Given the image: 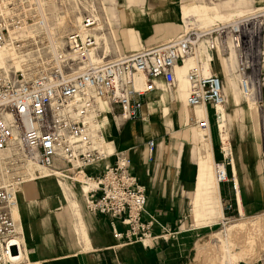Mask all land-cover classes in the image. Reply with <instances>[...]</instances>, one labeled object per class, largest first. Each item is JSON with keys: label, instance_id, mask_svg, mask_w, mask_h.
Listing matches in <instances>:
<instances>
[{"label": "built area", "instance_id": "1", "mask_svg": "<svg viewBox=\"0 0 264 264\" xmlns=\"http://www.w3.org/2000/svg\"><path fill=\"white\" fill-rule=\"evenodd\" d=\"M42 23L37 0H0V48L20 60L18 68L0 69V264L13 263L20 254L10 208L21 185L32 179L28 168L33 164L69 175L100 164L97 175L87 176L95 186L88 192L85 209L120 222L121 230L111 228L120 243L151 238L146 194L130 173L128 159L107 162L114 151L108 155L95 146L97 135L102 134L97 127L102 104L116 117L135 118L142 96L159 84L171 92L177 83L175 68L194 57L195 63L186 71V105L214 108L223 103L222 78L209 54L227 50L228 54L236 51L235 72L244 97L254 102L264 99V10L189 30L166 43L142 46L102 63L88 58L94 46L91 15L85 14L80 27L65 35L59 50L53 49L44 33L24 36L26 24ZM204 63L209 64L207 73L202 71ZM136 75L143 78L140 89L135 88ZM196 117L192 112L189 121L207 127V117ZM154 147L149 139L147 161L153 159ZM56 161L64 167L56 168ZM214 176L218 184L228 181L226 162L215 163Z\"/></svg>", "mask_w": 264, "mask_h": 264}, {"label": "crops", "instance_id": "2", "mask_svg": "<svg viewBox=\"0 0 264 264\" xmlns=\"http://www.w3.org/2000/svg\"><path fill=\"white\" fill-rule=\"evenodd\" d=\"M251 2L252 0H104L102 4L103 8L106 7V13L101 20L102 35H112L115 41L117 35L124 37L125 45L122 48L117 42L113 45L115 52L120 55L124 53V50L132 51V46L134 47L139 41L141 46H149L175 34L183 19L182 12L185 17L198 16L206 25H209L214 18L224 16L234 9L247 8ZM200 5L206 8L202 11ZM98 35L101 33L98 32ZM228 77L230 80L228 101L238 100L241 94L235 92L236 77L230 70ZM161 87L159 84L157 90L142 96V106L135 118H119L118 122L117 117L114 116L116 127L111 135L114 140V154L106 159L107 162H113L117 157L128 159L130 173L136 177L146 194L145 210L152 216L151 238L143 243H120L111 233L113 226L120 230L123 228L120 222L88 211L83 218L79 212L77 221L71 222L70 228H64L63 239L58 238V232L55 228L53 230L51 222V226H48L49 223L44 226L41 223L40 229H33V232H36L34 236L33 232L25 236L31 264L33 261L48 263V260L61 261L65 264H199V250L203 249L207 242L209 243L211 234L205 227L194 226L188 212L192 211L193 216L206 212L201 208L203 207L201 198L206 195V185H212V182L210 177L200 182L197 158L194 154L197 149L195 140L189 141V145L184 147L183 157L175 148L177 144L170 136L169 125L165 123L161 115V107L168 108L171 114L174 110H182V103L179 101L178 94L165 92ZM208 107L211 114L213 108L209 105ZM192 112L193 110L189 109L188 118ZM244 115L241 111L233 112V116ZM157 120L165 126L164 129ZM173 127L177 130L176 136L184 131L182 124L173 125ZM149 139L155 142L151 161L146 159ZM216 154L224 160L221 149ZM214 155L211 149L213 164ZM190 157L194 158L195 175L190 172L191 170H187L190 164L187 162L185 166L183 161V158ZM238 164L239 179L243 181L245 177L242 176L239 161ZM55 166L56 168L64 167L58 161L55 162ZM87 169L88 173L95 176L100 171L101 165L97 164ZM197 179L201 190L193 198L195 191L191 186H196ZM253 180L260 183L258 175H255ZM216 190L214 209L218 210V205L221 208L223 213L221 223H223L228 221L226 206L231 203L233 189L228 188V184L223 182L216 184ZM53 208H57L53 211L54 213L59 211L58 207ZM43 212L50 213L47 208H44ZM30 213L32 212L27 215H31ZM20 217L23 223L28 221V216L23 213ZM195 219L196 224L202 220L205 221L200 216ZM195 219L192 217L194 223ZM67 225L68 222L63 224L64 227ZM227 227L228 225L225 229ZM212 242L216 245L215 240ZM227 242L228 236H225L228 254Z\"/></svg>", "mask_w": 264, "mask_h": 264}, {"label": "rangeland", "instance_id": "3", "mask_svg": "<svg viewBox=\"0 0 264 264\" xmlns=\"http://www.w3.org/2000/svg\"><path fill=\"white\" fill-rule=\"evenodd\" d=\"M41 1H42V7L44 10L46 22L49 28L54 32L60 43L63 42L64 37L68 32L76 28L78 21H76L75 15L81 14L83 17L85 16V14L91 13L94 14V16L98 17V22H100L106 13V10L103 8V4H102L104 0H41ZM206 1H211V0H206ZM260 10H264V0H252L251 5L249 7L244 9H234L228 12L229 15L224 14V16L216 17L214 18V21L209 25H206L202 20L198 18V16L190 15L189 17H185V15H183L182 12L183 19L179 23L178 30L175 32V34L161 41H156L151 45L166 43L183 32L189 30H201L213 26L217 23L226 22L227 20L228 21L235 20L240 16L251 14ZM237 13L238 15L236 16ZM230 14H233V16H231ZM62 15H65V17H62ZM91 32H94V30H92ZM98 32H100V30H98ZM98 32L96 33L98 34ZM104 38L101 40L97 39L98 41L96 43V47L91 50L90 55H93L95 58L101 55H105V58L103 59L105 62L119 55L118 52H115V48L113 47V45L117 42L119 47L122 48V46L125 45V42H124V37L123 36L119 37L118 35L116 37V41L114 40V38H112V35L108 36L105 34ZM141 47L142 46L140 45V41H139L138 44H136L134 47L132 46L133 48L132 51L124 50V53H120V52L119 53L120 55L129 54L140 49ZM233 56H234L233 52H230L229 55L228 53L213 52L212 55L210 56V58L215 61V66L217 68L218 74L222 77V89H223L222 94L225 93L224 88L227 86L228 82L230 81L228 77L229 70L232 71V74H234L236 77L237 88H235V92L241 94L238 87V80L235 72V59L233 58ZM8 59L9 62L8 65L6 66L7 68L4 67L5 69H8L10 67V58ZM192 63H195V58L194 60L187 61L185 65L187 66ZM230 64L232 65L229 66ZM224 103H225V112L227 119L226 121L227 126L226 128H223V130L227 132L226 139H224V141L225 143H228L229 146L232 147V150L235 154L237 153L239 154L238 161L241 165V169L243 172L242 176L245 177V180L241 181L239 179L240 175L238 176V187H239L240 197L238 200L236 197V192L233 189L232 179H234L233 176L234 173L230 162V156L224 155L225 156L224 160H221L220 156H217L216 153H218L220 149L222 150L223 144L220 142L219 139L216 138L215 140H212L213 141L212 149L215 154L213 159L215 163L217 162L227 163L228 182H226V184H228V188L233 189V196L231 197L230 200L231 202L230 204L232 206L231 208L228 209V221H224L223 223H221L222 222L221 218L220 219L215 218L206 221L202 220L199 222V224H196V219L193 216L192 211H189L188 214L190 216L191 223H193L194 226L205 227L208 230V232L211 234V236L208 239L209 243L207 242L206 246L203 249L199 250L198 253L199 264H220L223 259L221 257V254L222 255L224 254V258L228 257V254L233 258H241L242 259L241 264H252L251 260H253L256 256H258L259 254L264 255V247L263 249L260 248L261 246H264V130H263L264 99L257 102L247 101L243 98L241 94L240 99L238 100L234 99L232 101L227 100V102L224 101ZM185 106L184 103L182 102V109H184V111L187 110L189 113L190 108ZM196 108L208 109L209 107L204 106V107H196ZM213 109L211 111V114L209 115V120L213 115L212 114ZM239 111H241L245 115L233 116V112L235 113ZM119 118L120 117H117L118 122H119ZM189 122L193 123L191 121ZM157 123L160 126H162L163 129L165 128V126H163L159 120H157ZM98 128L103 134L102 135L104 139L103 141H105L104 144H101V149L105 153L111 152V145H112L111 137H109L107 132L103 130L100 123H98ZM169 130L171 132L170 136L172 137L173 141H175L177 144L175 148L178 149V151L181 154V157H183L184 147L189 145V141H194V140L185 139L180 134L176 136L175 133L177 132V130L176 128L173 127V125H169ZM212 132L215 135V137H217L218 134L214 126H212ZM223 154H225V152L222 150V156ZM193 159L194 158L192 157H190L189 159L183 158V161L185 166L187 162L190 164V166H187V170H191L190 172H192L195 175L196 169ZM35 168L38 169L37 167ZM84 170L85 172H88L87 168H85ZM211 173H213L212 177L210 176L211 182L213 183L214 164L213 166H211ZM89 175L93 176L94 174L89 173ZM255 175H258L260 177V183L253 180ZM66 180L68 184L73 187V189L75 190L77 189L78 194L80 195V196L78 195L80 201V213L81 216L84 218V216L88 213L84 205L87 195L84 196L83 191L79 190V188L82 183H86V182L82 181L81 183H79L77 181H73L72 179H66ZM89 181L91 184H88V188H90V186L93 183L92 179ZM191 188L193 189V191H195V194L193 196L194 198L195 196H197V192H200L201 190V186H199L198 184V179L196 181V186L192 185ZM56 195L59 196L58 193ZM60 201L61 203H65L63 197H60ZM42 204L44 205V208H47L43 199H42ZM56 209L57 208H53V211H55ZM29 212L30 210H27V213ZM191 216L195 219V223L193 222ZM50 222H51L50 215L49 213H46L43 218L42 225L44 226V224L49 223L48 226H51ZM65 222H68L67 219H65ZM51 223L53 224L52 225L53 230L55 228L58 232V236H59L58 238L63 239L64 228L67 227L70 228L69 225L70 223L68 222V225L64 227L65 225L63 226V224H59L56 218L55 220L53 218ZM232 224H237V226H235L234 230H232L231 232L229 227ZM207 225H211V226H207ZM227 225L229 232L225 234L224 231ZM37 226H38L37 224L34 223L31 224L30 233L33 232V229L36 228L40 229L39 226L38 227ZM35 234L36 232L32 233L33 236ZM225 236H228V242H227L228 243L227 248L229 247L228 254L226 252V247H225ZM214 240L216 241V245H214L212 242ZM202 252L205 254H201ZM29 261L25 259L22 260L19 264H31V262ZM262 263H263L262 260H259L257 261L256 264H262ZM33 264H65V263L61 261L48 260V263L47 261L44 262L33 261Z\"/></svg>", "mask_w": 264, "mask_h": 264}, {"label": "bare ground", "instance_id": "4", "mask_svg": "<svg viewBox=\"0 0 264 264\" xmlns=\"http://www.w3.org/2000/svg\"><path fill=\"white\" fill-rule=\"evenodd\" d=\"M200 9L203 11V9L206 8V6L200 5ZM37 8L39 12L42 15L44 23H42L41 26H36L35 24H26L24 27L23 31L25 33L24 36H41L43 33L46 34L49 40L52 41V46L53 49L59 50L62 49L64 43L59 42L57 39L56 35L54 32L49 28L44 10L42 7V1L37 0ZM105 10L106 7L104 6ZM262 9V8H260ZM93 17L95 20V25L90 31L94 30V32H90L91 36L94 38V46L89 50L88 52V58L89 61L92 63H102L104 62L105 55H101L98 57H94L93 55H90V52L93 48L96 47V43L98 40H101L105 37V34L102 35L103 27L101 21L98 22V17L94 16V14H89ZM229 15V14H228ZM233 16V14H230ZM235 15V14H234ZM238 13L236 14V16ZM242 15V14H241ZM62 17H65V15H62ZM84 17V16H83ZM82 15H75V19L77 22V26L74 30L75 31L80 27L81 20L83 19ZM228 21V20H227ZM211 27V26H210ZM100 30L101 35L96 34ZM97 36V38H96ZM98 39V40H97ZM105 39V38H104ZM64 41V40H63ZM105 41V40H104ZM99 43V42H98ZM106 43V42H105ZM150 46V45H149ZM107 47V46H106ZM108 49V48H107ZM230 52L234 53L233 58L235 59V67H236V51L235 50H230ZM229 52V54H230ZM228 53V50L226 51ZM228 54V55H229ZM124 55V54H122ZM122 55H117L114 58L120 57ZM8 56V57H7ZM211 54H209V57ZM10 58V67L8 69L6 66L8 65L9 59ZM194 60V57H188L185 58L183 63L181 65H178L175 69V76H176V86L174 90H171V92H175V94H178L180 97L179 101L181 103H184V106L186 105V96L188 94V86L189 82L186 76V71L187 69L193 65L194 63L190 65H185L187 61ZM213 60V59H211ZM214 61V60H213ZM215 63V61H214ZM20 65V60L16 59L13 57V54L7 50L6 48H0V69L4 71H9L11 68H18ZM3 66V67H2ZM5 67V68H4ZM203 73H207L209 71V65L208 63H204L203 68H202ZM222 78V77H221ZM229 83V82H228ZM134 84L135 88L140 89L142 88L143 85V78L140 75H136L134 77ZM222 87V83H221ZM239 87V86H238ZM163 91L166 92L164 87H162ZM240 90V89H239ZM223 91V89H222ZM178 92V93H176ZM224 94H223V103L217 105L214 107L212 116L209 120V111L208 109H202V108H196V107H204V106H195L193 112L196 114V118L199 120L200 118H205L207 117L208 119V125L205 128H200L196 123H190L188 117V111H184V109H178L174 110L169 114V109L166 107H161V115L164 117V121L167 125H180L182 124L184 126V131L183 133H180L181 136H183L186 139L190 140H195L197 144V149L194 151V154L197 158V167H198V173H199V179L200 182H204V180L208 177H212L211 173V166H213V161L211 157V145H212V140L214 138H218L220 142L223 144L222 150L225 152L224 155L230 156V162L233 170V176L235 177L234 181V186H235V192H236V197L239 200V187H238V176L240 174V166H238L237 161L239 160L238 154H235L232 150V147L229 146L228 143H225L224 139H226V134L223 130V128H226L227 126V119H226V112H225V102L228 100V84L224 88ZM241 92V90H240ZM242 94V92H241ZM243 98L247 101H254L250 98H245L244 95L242 94ZM185 101V102H184ZM187 106V105H186ZM185 106V107H186ZM102 109L104 110V113L102 117L100 118V125L102 126L103 130L107 132L108 136L111 137L112 131L116 127L114 115L109 111V108L106 106L101 105ZM188 107V106H187ZM196 108V111H195ZM190 117V116H189ZM122 119V117H120ZM212 126L215 127L217 131V137L212 132ZM98 127V125H97ZM102 133V132H101ZM103 134H98L97 138L95 140V146L101 149V144H104L105 141H103ZM112 145H111V152H107L106 154L110 155L112 154L114 150V140L111 138ZM37 167L38 169H36ZM88 168V167H87ZM46 169V170H45ZM85 169V168H84ZM84 169H81L79 172L74 173L73 175H69L66 173H61L59 174L55 169H47L38 166L37 164L30 165L28 168V171L31 173L32 179L26 180L19 190L15 194V199L16 203L10 208V214L11 217L14 221V230L16 234V238L20 240V254L16 261L10 264H19L22 260L27 259L29 261V250L27 247V244L25 242V236L31 234V224H37L39 228H41V223L43 221V218L45 216V213L43 212L44 206L41 203V199L45 201L47 205V209H49L50 213V218L51 222L54 218H56L57 222L59 224H65V219L69 223H73L77 221L78 219V213L80 212V201L78 198V191L77 189H73L71 185L68 184L66 179H72L73 181H77L81 183L82 181L86 183H82L79 190L83 191L84 196H88L89 190L95 186V181L92 179L93 183L88 188V184H91L87 176H90L88 172H85ZM38 170L39 173H35L33 171ZM55 171V172H54ZM214 171H215V162H214ZM87 173V174H86ZM92 177V176H90ZM214 178V182L212 185L207 184L206 185V195L203 196L202 203L203 207L202 209L206 210V212H201L200 214H195L194 217L196 218L197 216L205 219L206 220H211L215 219L216 216L218 218H223V213L221 208L218 205V210L214 209L215 206V201H216V195H217V190H216V184L217 181ZM88 188V189H87ZM87 189V190H86ZM59 194L56 195V194ZM60 197H63L65 200V203H61ZM238 202V201H237ZM56 206L59 208V211L57 213H53V207ZM241 209V208H240ZM27 210H30L31 215H27ZM37 213L36 215L33 213ZM21 213L24 215L28 216V221L23 223L21 221ZM37 226V227H38ZM232 226V227H231ZM235 226L237 224H232L230 225L229 229L232 232L234 230ZM237 231V230H236ZM228 227L225 229L224 233H228ZM29 237V236H28ZM264 246H261L260 248L263 249ZM228 252H229V247H228ZM258 254V253H257ZM264 255L259 254L256 256L252 261V264H256L257 261L262 260V264H264ZM222 263L221 264H241L242 259L241 258H233L228 254V257L224 258V254H221ZM24 258V259H23ZM31 262V261H29ZM51 262V261H50Z\"/></svg>", "mask_w": 264, "mask_h": 264}]
</instances>
